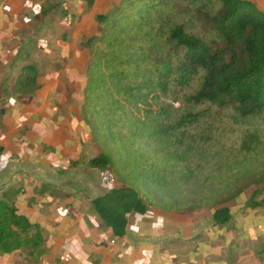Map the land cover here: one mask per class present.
<instances>
[{
  "label": "trees",
  "instance_id": "trees-1",
  "mask_svg": "<svg viewBox=\"0 0 264 264\" xmlns=\"http://www.w3.org/2000/svg\"><path fill=\"white\" fill-rule=\"evenodd\" d=\"M95 21L82 114L101 151L88 163L112 166L122 183L92 199L95 211L121 237L127 214L148 208L139 177L179 211L168 191L199 176L224 225V203L264 182V12L251 0H120ZM16 193L0 198L1 253L43 241L10 202Z\"/></svg>",
  "mask_w": 264,
  "mask_h": 264
},
{
  "label": "crops",
  "instance_id": "crops-1",
  "mask_svg": "<svg viewBox=\"0 0 264 264\" xmlns=\"http://www.w3.org/2000/svg\"><path fill=\"white\" fill-rule=\"evenodd\" d=\"M41 1L0 0V198L17 190L10 202L43 235L33 251L0 252V264H194L175 259L196 235L184 211L147 200L121 237L95 211L111 188L88 163L101 147L82 114L97 12L68 0L72 20Z\"/></svg>",
  "mask_w": 264,
  "mask_h": 264
},
{
  "label": "rangeland",
  "instance_id": "rangeland-1",
  "mask_svg": "<svg viewBox=\"0 0 264 264\" xmlns=\"http://www.w3.org/2000/svg\"><path fill=\"white\" fill-rule=\"evenodd\" d=\"M45 1L50 2L42 0L41 4H45ZM119 1L95 0L93 8L96 12H105ZM251 1L264 12V0ZM67 2L69 1L58 0L56 10L60 11V16L74 20L77 14L70 13V8L65 9ZM82 2L77 6V10L89 8L84 1ZM162 99L171 104L170 110L174 111L180 107L177 101L165 97ZM106 167L113 169L110 165ZM100 169L98 168V172ZM113 171L115 172L114 169ZM117 182L122 184L118 177ZM136 183L140 195L153 204L165 206L163 193L146 177H139ZM178 186L171 187V191H168L170 193L168 206L177 205L180 207L179 211H184L188 215L190 220L188 226L195 228L196 235L192 237V242L180 249L177 246L176 260H190L194 264H199L201 260L208 261L206 264H264V182L246 187L236 198L224 203L230 208L231 218L222 226L214 225L212 222L213 206L205 199L209 186L204 185L199 176L190 177L184 184Z\"/></svg>",
  "mask_w": 264,
  "mask_h": 264
},
{
  "label": "built area",
  "instance_id": "built-area-1",
  "mask_svg": "<svg viewBox=\"0 0 264 264\" xmlns=\"http://www.w3.org/2000/svg\"><path fill=\"white\" fill-rule=\"evenodd\" d=\"M99 180L101 183L114 186L117 184V176L113 169L109 167L101 168L98 172Z\"/></svg>",
  "mask_w": 264,
  "mask_h": 264
}]
</instances>
